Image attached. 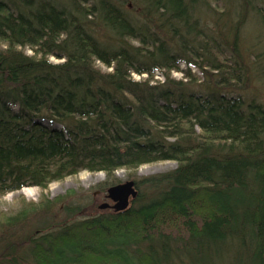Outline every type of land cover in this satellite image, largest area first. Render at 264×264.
<instances>
[{
    "label": "trees",
    "instance_id": "trees-1",
    "mask_svg": "<svg viewBox=\"0 0 264 264\" xmlns=\"http://www.w3.org/2000/svg\"><path fill=\"white\" fill-rule=\"evenodd\" d=\"M218 2L0 0V196L177 165L137 178L123 212L95 188L21 202L0 218V264H264V103L243 95L241 47L248 23L264 39V0ZM191 68L210 94L171 76L199 84Z\"/></svg>",
    "mask_w": 264,
    "mask_h": 264
},
{
    "label": "rangeland",
    "instance_id": "rangeland-1",
    "mask_svg": "<svg viewBox=\"0 0 264 264\" xmlns=\"http://www.w3.org/2000/svg\"><path fill=\"white\" fill-rule=\"evenodd\" d=\"M228 2L229 0H219L218 9L221 11V13L227 11L228 7L226 6V3ZM210 26L215 29L214 22H211ZM246 28L247 29L242 34L241 47L246 61L248 62L250 67L253 68L254 72L252 74V84L250 85L249 89L245 93H243V95L246 97V99L255 98L257 102L264 103V39H260L257 37L259 30L255 24L248 23ZM26 53L29 56H33V53L28 50L26 51ZM52 61L54 63H59V61L54 58H52ZM99 66L104 72L107 71V69L102 65L99 64ZM187 69L188 67L185 64L181 65V70ZM191 69L192 74L197 78L199 84H195L194 80H185L183 74L179 72H173L171 76L175 80L183 81L187 84L185 86V88L187 89V94L189 92H193L199 95L210 94L212 90L206 88L204 89L202 85H200V83L205 84V79L202 72L196 68ZM144 78H147V76H133V79L135 81H140ZM153 82H164L162 73L157 72L154 75ZM221 92L229 97H238L239 95V92L234 93L228 90ZM176 167L177 165L171 161L157 162L143 165L134 172L126 170L116 171L111 177V180L121 185L127 182L135 181L137 178L162 174L170 170H174ZM106 179L107 177L104 173H90L87 171H83L77 175L53 182L49 184V186L44 190L37 187H26L19 191L2 195L0 196V218L8 214L15 213V211L19 208L21 202L23 201L38 203L43 198V196L56 198L58 196L64 195L69 190L89 191L92 188H95V192L91 194L95 195L97 205L100 206L101 204L106 202L112 204V202L106 200L103 196L104 194H107V192L101 191V189H103L104 187H101L100 190H97V186L103 184ZM25 189L27 190L26 192H24Z\"/></svg>",
    "mask_w": 264,
    "mask_h": 264
},
{
    "label": "water",
    "instance_id": "water-1",
    "mask_svg": "<svg viewBox=\"0 0 264 264\" xmlns=\"http://www.w3.org/2000/svg\"><path fill=\"white\" fill-rule=\"evenodd\" d=\"M138 196L135 182H127L125 184L113 186L107 191V198L113 205L104 203L100 206L101 210L112 208L116 212L126 211L131 202Z\"/></svg>",
    "mask_w": 264,
    "mask_h": 264
},
{
    "label": "bare ground",
    "instance_id": "bare-ground-1",
    "mask_svg": "<svg viewBox=\"0 0 264 264\" xmlns=\"http://www.w3.org/2000/svg\"><path fill=\"white\" fill-rule=\"evenodd\" d=\"M27 190L25 189L24 192H26Z\"/></svg>",
    "mask_w": 264,
    "mask_h": 264
}]
</instances>
